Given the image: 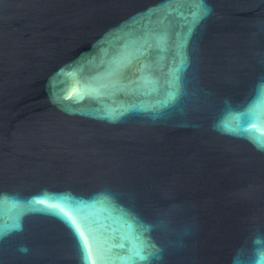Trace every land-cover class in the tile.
<instances>
[{
	"label": "water",
	"instance_id": "95a60500",
	"mask_svg": "<svg viewBox=\"0 0 264 264\" xmlns=\"http://www.w3.org/2000/svg\"><path fill=\"white\" fill-rule=\"evenodd\" d=\"M0 264H264V0H0Z\"/></svg>",
	"mask_w": 264,
	"mask_h": 264
}]
</instances>
